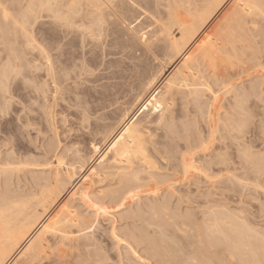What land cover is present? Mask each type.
Here are the masks:
<instances>
[{"label":"rangeland","instance_id":"374dc122","mask_svg":"<svg viewBox=\"0 0 264 264\" xmlns=\"http://www.w3.org/2000/svg\"><path fill=\"white\" fill-rule=\"evenodd\" d=\"M4 1L5 3L7 1L10 2V4L8 2L9 4L8 6H11V5L13 6V7L11 6L12 10H14L13 13L14 14L15 12L18 13L16 14L17 16L14 14L13 16L16 18L18 17L19 19L21 16H23V14H26L25 12L28 10V8L26 7L27 6L26 4L29 5V2H30V0H24V1L23 0L22 1L21 0L19 1L4 0ZM12 1H14L15 4ZM27 1L29 2L26 3ZM153 1L154 0H152V3H154ZM231 1L232 0H230L228 4L224 7V9L216 16V18L211 23H209V25L202 32V34L198 37L196 42L185 53V55L188 53H192V51L195 49V45H197V42L199 43L201 38L203 39V37L207 34L206 32H208L209 30H212L210 27L212 26V24L214 25L215 23H217L218 20L221 18L219 17V15L221 16L223 15L222 13H225V11H227L225 9H227V6L229 4L231 5ZM60 2L61 1H59V3ZM59 3H57L56 5L58 6ZM61 3L60 5L63 4ZM161 3L160 5L164 4L163 2ZM18 4H20V6ZM126 4L127 5L129 4V5L127 6ZM60 5L58 6L57 10L60 9L59 8L61 7ZM160 5H158V7ZM230 5L228 7H230ZM24 6L26 7V10ZM64 6H62L61 8L62 10H65L67 3H65ZM143 6L145 5H142L140 7H143ZM148 6L144 7L146 9L142 8L141 10V8H138V6H133L132 3L129 1L125 2L123 8L126 11L131 12V13L127 12V16L129 18L132 16H136L135 18H137V19L130 18V20H132L130 23H133L132 27H134V25L137 23L140 25V22L143 23L145 21H149V20L143 19L144 16L146 19H150L152 18L149 16L150 14L155 15L157 11H162V9L160 10L155 4L150 5V9H148L149 8ZM155 7H157L158 9H156ZM54 8H56V6H54ZM160 8H163V7L161 6ZM153 9H156L155 10L156 12L152 13L151 10L153 11ZM80 10H82V14L84 13L86 14V12H88L86 9H85L86 12H83V8ZM145 10H149L147 11V13L148 12L149 13L147 14L146 12H144ZM60 11H58L56 15L58 13L60 15L61 13ZM69 11L70 10H68V13ZM76 11H79V10H76ZM22 12L24 13L22 14ZM133 12L140 13V15L137 13L133 14ZM142 12L144 14H142ZM39 13L37 12L38 14L37 17L35 15V17L37 18V21L35 20L36 19L35 17H34L35 19L33 18L35 20V23H34V20H32V18L29 19V17H32L33 15L30 16L28 15V13L26 14L27 16H29L28 20H32V22L29 21L31 24L30 26L31 29L28 28L31 31L23 32L24 35L22 33V30L20 29H18V31H21L20 33L18 32L17 34H14L12 32V34L11 35L8 34L7 37L4 36L5 34L4 32L3 33L0 32L2 33L0 34V59H1L0 60V78L2 79L1 72L3 71V69L5 70L7 66H9L10 68L11 66L10 64H12L13 62H15L16 64L18 63L17 65L13 63L12 66L15 67V71L18 70V73L17 71L15 73L19 75L17 79L14 77V75L16 76V74L13 73L14 79L13 80L11 79L10 80L11 85L9 84V87L11 89H9L8 87V90H11V91H8V90L5 91L0 81V90H1L0 92V99H1L0 100V186H1L0 192L1 191L6 192L8 190L7 192H10V193L26 194V193H30V191L31 192L35 191L39 184H44L47 180L50 182L53 180L52 182H54L57 179L58 183H62L63 181V183L66 184V187L65 185L61 184L62 186H64L65 189H60L62 190L61 191L62 197L59 203L57 204V206L55 207V209L53 210V212H56L57 210L59 211V209L65 205L64 208L65 209L70 208L72 212L76 209L74 211L75 212L74 214L75 215L77 214L79 218L80 217L82 218L81 220L83 222L79 220V218L76 216V219L78 218L77 220L79 222L81 221V223L78 222L79 225H76L72 227L71 229L72 230L71 234H73V237L74 235L76 236L73 238V237H70L71 236L70 234L68 235L69 236L68 239L65 240V243H67V245L68 244L71 245L73 243L72 247L71 246L69 247L70 249L68 248L69 245L67 246V248L72 253H75V252L76 254L78 253L75 256L76 257L80 256L79 258L78 257L77 258H78L79 263L81 262V264H84L85 262H86L85 264H94V262L95 264H103V263L104 264H144V263L145 264L147 263L149 264L150 263L151 264H177V262L174 263L173 261L174 259L172 260L171 258L172 256H168L171 259L166 257V255H170L168 252H171V247H172V250H174L175 249L174 247L178 246V251L180 249L179 247H181V250L185 251V252L183 251L184 253H186V251H189V249H190V252L191 251L196 252L197 250L195 246L199 248L203 247L202 249H205L204 246H206L209 241L222 240V237H221L222 235L218 236L220 235L218 233H216L217 235H215L209 232L210 235H212V237H210L209 234L207 233L208 229L207 227H205L206 225L209 226L213 224L212 222H215L216 218L217 219L227 218L233 221L234 223H237V224L242 225L243 227H246V230H251L253 232H254V229L259 228L255 230L256 231L255 234L258 239L263 238V241H264V174H263L264 172H262V170L264 171V164H263L264 161H262L264 158V155H263V152H264V111H263L264 107H262L264 106L263 105L264 103L263 101L264 100V70H262L264 69V65H263L264 64V34H262V32L264 33V29L260 28V27L264 28V26H260V27L257 26V23L259 25L261 24L264 25L263 24L264 19L253 17L252 18L253 20L257 19V21L258 20L259 21L257 22V21H253L249 19L250 21H253V22L250 23V21L247 20L249 24L248 26H244V33L246 35L245 37H243V39L246 38L244 39V41L248 43V44L246 43L247 46L249 45L248 50L244 52V55L247 54L246 57L242 56L243 58L245 57V59L240 57V59H243L242 61L240 60L241 63L240 62L235 63L233 67L231 65H230L231 67L227 65L228 67L220 68L221 72L220 70L219 72L217 71L218 74L220 73L221 75L223 74L222 76H220L221 78L226 77L228 81H224L226 80V78L225 79L220 78L221 80H223V82L219 81V79H217V77L219 76H215L214 74L211 75L212 72L210 70L208 71V73H206L199 69V71H202L206 73L207 76H209V77L204 76L203 79L204 80L207 79L208 82H211L210 84L214 88L213 91L218 90L217 92H215V93L219 92L218 95L216 94L218 97L217 102H214L213 99L212 101L207 100L208 99L207 97L211 96V98H213L212 95L209 96V94H207L208 92L207 93L205 92L204 94L205 96L206 95L208 96L205 97V96H202L203 94H200V96H198L197 99L193 98L195 100L194 101L191 98L192 96H189L188 92H187V96L185 95L186 90H182V93L177 97V101L174 107L175 110L173 112V116H174L173 118L175 119H173V122L175 123V125L172 124L171 125L172 128L170 126V127H166L165 129H162L163 132L159 131L160 129L157 130L158 128H155L156 126L154 127V125L153 127H150V130L156 129V132L158 131L157 134L160 136H158L157 134H154L153 132L154 130L153 131L151 130L150 132L148 129L149 133H152L154 136H156V139L153 138L152 141L154 140L153 143L154 145L156 144L155 146H157L155 151H153L152 146H149V149H147V151H149L147 155L148 157L150 155L149 159L151 160L149 161L148 159V162L149 163L151 162V163L147 165V168L145 167L146 165H143L144 167L142 166L141 168V166H136L138 162H135L134 164H132L133 167L126 170L127 173L130 172L128 173V175L132 177L133 179H136L137 181H139L140 178L142 179H140L139 182L135 180L136 181L135 182L131 178V181H128L131 187H128L129 185H127L128 183H126L125 185H122L121 187L122 189L121 188L118 189V187H120L121 185L120 184L121 179L119 178L121 175L119 176L118 174L120 173H117L116 171H114L115 173H117L115 177L114 176L115 173L111 171V175L113 179L111 178L110 172L108 173L110 176L107 174L105 177L103 176L99 179L95 178L94 180L95 184L91 185L90 189L88 188L90 198H88L87 200L83 202L82 200H80L81 199L80 197L74 196L76 195L75 193H77L76 189L80 188L79 186H81L84 183V181L86 180L85 178H87V175L88 176L90 175L91 170L97 167L96 164H97L99 157L109 145L107 144L108 141H105L106 140L105 138L107 137L110 131L109 130L110 126L115 125V123H117L118 117H119L118 115H120V113L123 111L121 109H125L127 107V106H124V103L118 104L120 107L115 105L114 107L117 108L116 114L119 112V114H117L116 116L111 113L115 110L114 107L113 108L110 107V109L102 108V104H104V103H101L102 101H100L101 98H103L102 94L111 90L110 88H112L113 83L121 82V80L119 79H117L118 81H115L116 79H113V80H110L107 78L104 79V76L105 75L108 76L112 71H116V72L118 71L120 73L121 72L127 73L128 70L126 69H129L127 65H129L130 63L133 64L132 62L142 63L144 60L142 64L145 63L146 66L148 65L147 68L152 67L153 69V67H155L153 70L155 69L158 70L160 67V63L159 62L157 63V61L155 62L153 60H147L146 57H144L143 55L139 56L140 51H134V53L137 52L135 53L136 55H134L133 52L127 50V49L130 50L131 49L130 47L127 48L125 45L122 46L125 40L122 41L121 39L122 37L123 39H126L125 37L126 35L124 33V29H122V32H119L121 31V27L118 28L119 26H114V25H109V23H104L106 27H103L104 28L103 31H100V29H102L101 27L102 24L100 23L101 24L100 26V24L96 22V20L98 19L97 16L95 15H91L92 17L90 15L88 16L89 12L86 14L87 19L85 18V20H83L84 18L82 17V16H85V14L82 16L80 15L81 17H79L77 15V12L73 13L75 14V16L73 15L74 17H71V19L72 18H74V20L76 19L75 20L76 24H72L73 19L69 20L70 18H68L72 16L71 13H69L70 15H65L64 18H63V15H61V17L58 16V18L60 17L59 20L56 19L58 20V22L54 20L56 17L55 18L53 17L54 19L52 18V16L55 15L54 12L52 13L48 12V15H47L46 9H44V12L39 11ZM62 13H65V12L62 11ZM78 14H81L80 11ZM77 16L78 18H75ZM65 17L68 18L66 20L70 22L72 21L70 24L74 25V28L71 26L67 28L66 25L63 26L64 24L63 21H65ZM61 18H63L64 20ZM60 19L62 20L61 25L63 27L59 26L60 25L59 24L58 25L60 27L59 28L57 27V24L60 23L59 22ZM260 19H262L261 24H260L261 22ZM92 20H95V21H93L92 23L91 22ZM137 20H139V22ZM82 21L83 23H80ZM95 22L96 24H98V27H101L100 29L97 27ZM10 24L13 27V24L12 23ZM32 24L34 26H32ZM65 24H67V22ZM252 24L255 27L256 26L257 27L255 29H252L254 27ZM8 27L10 26L8 25ZM110 27L113 28V30H110ZM70 28L71 30L69 31ZM107 28H108L107 31L109 32L113 31L112 33L115 32L114 34L115 36L111 32L110 33L112 35L109 32L105 31L106 34H109V35H106L104 33V30ZM114 28L118 29L117 33L114 30ZM212 28L214 27L212 26ZM245 28H248L247 32ZM25 33L26 35H28V38L25 35ZM116 34H119V35L116 36ZM120 34H124L125 36H121ZM32 36L34 37V39ZM65 36H66V39L63 40V37ZM118 36H119V40L122 42L117 41ZM112 37L114 40H112ZM28 40L30 41L35 40L37 44L33 41L35 45H32ZM67 42H71V43L73 42L75 45L74 44L65 45V43ZM115 42H118V43L120 42L122 44L119 45L118 43L116 44ZM38 45L42 48H39ZM119 47L121 48L125 47L126 50L121 49ZM43 49L49 50L50 55L52 57V61L54 63L55 72L57 73L56 79L60 77L58 79L59 81L60 79L62 81L61 82L62 85H60L61 83H58V85L62 86V88L59 89L60 87H58V89L62 91L64 90V91L58 92L59 91L58 90L56 93L59 99L57 97L54 98L55 88L53 87L54 86L53 80L51 79L48 73V67H47L48 64L45 61L46 59L43 53ZM246 49L247 48L245 47L243 51H245ZM66 51H67L66 55L62 53V52L66 53ZM124 51H126L127 53ZM9 52L10 53L12 52V53L10 54ZM41 52L43 53L42 55L40 54ZM68 52L70 54H68ZM73 52L75 53L73 54ZM128 52H130V54L133 53L132 56L134 59L131 60L125 55V54H129ZM9 54L10 56H7ZM70 55H72L73 57L72 61L70 59L67 60V58H71ZM61 56H63L62 57L63 61L66 60L65 62L62 61ZM132 56L130 58H132ZM183 57H181L176 62L174 67L167 73L166 77L171 72L173 73L175 71L174 69L177 66V64H179L178 66L181 65L183 61ZM140 58H142V60H139ZM16 60H19V61L16 62ZM17 66L19 69H21V71H19ZM35 67H37V69ZM39 68H40V71H39ZM200 68L205 69L206 67L201 66ZM152 69H149V70H152ZM153 70L151 72H153ZM67 71H70L71 73ZM155 73H156V70H155ZM201 74L199 75L200 77H202ZM68 76L69 78L66 79V77ZM210 77H212V79H210ZM216 82L221 83V84L219 83L220 84L219 87H221L222 83L224 82H226L224 83V86H226L227 84H229V86L226 89L225 87H223V89H220ZM213 83L216 85H214ZM232 86L234 88H232ZM257 86H259V88ZM160 87H161V81H160V84L158 82V86L153 88V91L150 94V96L153 94L161 93V91H159ZM230 88L232 90H235L236 94L234 91L229 90ZM226 90L227 91L229 90L230 92H233L234 94L228 92L227 95L223 94L226 96H223V97L220 96L222 92L227 93ZM4 92L5 94H1ZM35 92H37V94H35ZM244 93H245V96L243 97ZM232 97L237 99V103H239V105L242 104L238 106L237 109H235L236 108L235 106H237L238 104L232 105L233 104L232 101L235 100ZM260 97H263V98H260ZM224 98H226L225 99L226 102H224L225 101L223 100ZM54 99L56 100L54 101ZM227 99L230 101L229 106H227V104L229 103ZM122 100L127 101L126 98ZM122 100H120V102H123ZM209 100L211 99L209 98ZM206 101L208 105L205 107L203 105ZM242 101H247V102H242ZM209 102L213 103V105L214 104L219 105L220 103L221 106L223 107L234 106L235 111H232L233 108L231 107L232 109L229 108L231 112H229L230 110L226 109L225 107L224 109L228 110V112H226L223 110V108H221L220 105H219L220 107L216 106L218 109L220 110L222 109L220 111L215 108V105L214 106L212 105L215 109V112H217V113H214L213 112L214 109L212 106H210L211 103ZM221 102H224L223 104H225V106L222 105ZM233 102H236V101H233ZM122 106L125 108H122ZM142 106L143 105H141V107H139L137 110L136 108L138 106L134 108V110H136V112L134 113L136 115L135 116L136 120L142 118L144 114L147 113L145 112L147 110L143 109ZM208 106L210 107L209 111H205L204 109H206ZM253 106L255 107L257 106V107L255 108ZM118 108H121V109L118 111ZM244 109H246L247 111L249 110L251 111L246 112ZM254 109L258 111H255ZM238 110L240 113L236 112ZM110 114L113 117V119L111 118ZM216 114H219V118L220 119L222 118V119L219 120V118H216L218 117ZM210 115H211V119H209ZM108 117H110V119ZM114 118H116V121L113 122V120H115ZM211 120L213 122H211ZM214 120L216 121V123L218 122V120L221 121V123L220 122L217 123V125L219 126L218 128L216 127V123ZM233 120H237V121L234 122ZM238 121H243L245 123L238 122ZM209 122L214 123L215 126L214 124L211 125V123ZM219 123L221 124V126L219 125ZM223 123H225L224 125L228 124V126H224ZM238 124H240V126ZM97 125H100V126L102 125V127L98 128L96 127ZM103 126H105V128H103ZM243 126H246V127H243ZM213 127L215 128L214 130H213ZM240 128L243 130H240ZM229 129L230 130L234 129V130L229 131ZM107 130H108V133H107ZM168 130H170L169 131L170 133L173 132L171 134L173 136L169 135L170 133L167 132ZM211 131H217L215 132L214 135H212L213 137L210 136L211 133H214ZM164 132H167L168 135L167 134L165 135ZM199 139L200 140L203 139V141L201 142ZM204 140H207V141H204ZM208 141L211 142V144L207 143ZM103 142L104 143L107 142V143L104 144ZM92 144L93 145L99 144L101 148L100 154L99 153L94 154L93 148H91L93 147ZM205 144L208 145L207 148L206 146H204ZM197 147H199V150ZM203 147H205V149H202ZM246 148L249 150L247 151ZM157 151H160V152H157ZM246 151L249 152L248 155L250 154V152L252 153L249 155L250 158L247 157L248 155ZM245 152H246V155H245ZM191 153H194V155ZM243 153L245 155V158L243 156ZM255 153L256 155H253ZM258 154L259 155L261 154V155L258 156ZM182 155H184V157H182ZM160 156L162 157L160 158ZM195 156L199 158H195ZM221 156H224L225 158L224 157L222 158ZM57 157L61 158V160H59V158ZM190 157L192 160L190 159ZM216 157H218L219 159ZM253 157L255 160L253 159ZM58 160L60 161V163L61 161L63 163L58 164ZM227 160L229 162H227ZM260 160L262 163H259ZM9 161L10 162L12 161V162L10 163ZM213 161L214 162L216 161L217 164L214 163ZM187 162L188 164L191 162V164L188 165L190 167H188L187 170H184L185 169L184 166H186L185 164H187ZM221 162H223L224 164ZM252 162H254L255 164ZM257 163H259L258 164V169H260L259 172L258 170H256L257 167L256 168L254 167V166H257L256 165ZM7 164L12 165V166L9 167ZM152 164L154 166H152ZM252 164H254V166ZM138 165H141V164H138ZM150 165H151V168H149ZM7 166L9 167V169ZM56 166H59L57 167L58 170L56 169ZM4 168L5 170H3ZM10 168H13V169L11 170ZM148 168L151 169V171L148 170ZM202 168L205 170L203 171ZM253 168H255V171H253ZM6 169H8L7 170L8 172L6 171ZM16 169H19L21 171L16 170ZM67 169H69L67 172L68 174H66L65 172ZM138 169L140 171H138ZM143 169L144 170L147 169V170L144 171ZM4 171H6L7 173H5ZM139 172H142L143 174ZM146 172L147 174H144ZM227 172L229 173V175L225 174ZM8 173H10L11 176ZM95 173H98V172H95ZM131 173H134V174L136 173L137 178H135L136 176H134V174H131ZM68 175L69 176L73 175L74 179L72 178L73 180H71L73 182L70 181L71 177L69 179ZM44 176L46 178H44ZM53 176L54 177L59 176V178L55 177L56 178L55 179ZM62 177L65 178V180ZM6 178H9V179H6ZM36 178L38 180H36ZM118 178L120 180H118ZM156 178H157V181H153ZM9 180H10V183L8 182ZM128 180H130V178ZM148 180L150 181L149 182L150 184L147 182ZM158 180L160 181L158 182ZM136 183L138 185H136ZM147 184H149L148 187H147ZM3 186H4V189H3ZM58 186H60V184ZM124 186L127 187V190L123 189ZM110 189L112 190L116 189L119 192L121 190L123 191L126 190L128 193L124 191V192H121L120 194L126 193L125 197H128V194L130 193V194H133L134 196L132 197L129 195V197L126 200L124 196L119 195L120 197L116 198L118 199V201L112 198L114 200L113 202H111L112 199L107 196L109 199L105 198L104 200L105 207L104 205L102 207L101 205L104 203L101 201L103 197L102 194L105 196L106 190L108 191ZM131 189H133L134 191L133 190L130 191ZM100 191H102L101 195L99 193ZM158 191H161V192L159 193ZM95 195L101 196L100 197L101 200L99 201L98 198L97 200H95L96 199L94 198ZM120 198H123L124 200L121 199L122 200L121 202V200H119ZM65 201H66V204H65ZM115 201L118 203H115ZM100 202L102 203L100 204ZM107 203L109 205H107ZM128 203H131V204H128ZM167 203H169L170 205ZM154 206L157 207V209L162 208V207H165V209L168 208V210L161 211L163 214L164 212H167V214L165 213V215L160 218L162 213L160 214L157 209H155L156 212L154 213L153 212ZM104 208H106L108 212L104 210ZM215 210L216 211L218 210L217 211L218 213ZM105 211L107 214L105 213ZM53 212L50 214L49 217H51L52 215L53 216L55 215ZM214 212H216V214H214ZM153 213L154 215L156 214L155 218L153 216ZM217 214L218 216H215V220H213L214 216L212 215H217ZM239 214L242 215L243 217L239 216ZM223 215L226 218H224ZM228 215L235 216L236 218L233 217L235 219L232 220V217ZM140 216H143V217H140ZM158 216L159 218H156ZM220 216H222L223 218H221ZM48 218H47V221L51 219V218L49 219ZM203 219L207 221L206 224H204L205 226L203 225V223L205 222L203 221ZM45 222L46 220L43 222V224ZM190 222H193V223L191 224ZM208 222H211V224H207ZM183 223H185L187 227H184ZM245 223L247 226H250L248 227L249 229L247 228ZM170 225H174V226L176 225V226L170 227ZM41 226L39 228L42 230ZM114 229H115V232H114ZM178 229H179V232H178ZM195 229H197L198 231L197 236H196L197 238L195 237L196 235ZM187 232H190V233L188 234ZM198 235H200L199 238H198ZM213 235L216 236L217 238L213 237ZM116 236L118 238H116ZM148 238L151 240H149ZM165 238L170 239L171 241ZM74 239H78V240H75V243H74L73 242ZM116 239L120 240V242ZM156 239L158 242L152 241ZM148 240L153 243L149 242ZM161 240H163L162 241L163 245L165 246L167 245V248L162 245L160 247L161 248L164 247L165 251L163 249L161 250V248L159 251H155V249H153V244L160 243ZM259 240H262V239H259ZM165 241H168V244L171 245V247L168 244H165L167 243ZM173 242H175L176 244ZM179 242H181V244ZM197 242L201 244L203 243V244L199 246L198 245L199 243L197 244ZM192 245L194 247L190 248ZM199 248L197 249L199 250ZM85 250L87 251L88 254L85 253L86 252ZM166 250H167V253H166ZM176 250L177 249H175V252H177ZM151 251H153V253L155 251L156 254H158L159 252V254L158 255L153 254ZM161 253L162 255H160ZM159 255L161 256L160 257L161 259H159ZM162 256H164V258ZM143 259L147 260V263L146 261H143ZM162 259L163 261L167 259V261L165 260L163 262ZM169 259L172 261H170Z\"/></svg>","mask_w":264,"mask_h":264},{"label":"bare ground","instance_id":"6f19581e","mask_svg":"<svg viewBox=\"0 0 264 264\" xmlns=\"http://www.w3.org/2000/svg\"><path fill=\"white\" fill-rule=\"evenodd\" d=\"M14 1H12V2L14 3ZM17 1H19V0H17ZM59 1L62 2V0H59ZM59 1L58 0H30V2L27 1L26 3L29 2V5L28 4H26L27 6L25 5L28 8V10L25 13L26 14L28 13V15H30V16L33 15V16L32 17H29L26 14H23L24 12H22L23 16H21L20 19H19L18 17L16 18V17L13 16V14H14L13 13L14 10H12V7L13 6L12 5H11L12 7L11 6H8L10 4V2L7 1L6 2L7 4H6L4 0H0V32H2V33L4 32L5 33L4 36L7 37L8 34L11 35L12 32L14 34H17L18 32L20 33L21 31H18V29L22 30V33L25 32V31H31V30H29V29H31L30 22H32V20H34L38 16L37 12L38 13H39V11L40 12H42V11L44 12V9H46V14L47 15H48V12H50V13L54 12L55 13V11L57 10L58 6L61 3V2L59 3ZM64 1L65 0H63V2H62L63 4L61 3L62 5H60L61 6V7H59L60 9H58L56 11V13H57L58 11L61 10L60 11L61 12L60 15H59V13L57 15H56V13H55V15L53 13L54 16H52V18L53 17L54 18L56 17L55 19L53 18L54 20H56V19L59 20V18L61 17V15H63V18H64L65 15H70L69 13H71L72 16H70L68 18H70L69 20H72L73 19L72 20L73 21L72 24H76V22H75L76 19L75 20H74V18L71 19V17H74L75 14H73V13H76V12H77V15L79 17H81L82 15H84L85 13L82 14V10H80V9L83 8V12H86V10L89 12L88 16L89 15L90 16L91 15L97 16L98 19L96 20L95 19L96 17L94 19L96 20L97 23H99V24L101 23L102 24V26L100 24V26L102 27V29H100L101 27H98V24H96V22H95V24L100 29V31H103V29H104L103 27H106L104 23H109V25L119 26L118 28L121 27V31H119V32H122V29H124V33H125L126 36L124 34H120L121 36H125L126 37V39H123V37L121 39L122 41L125 40L124 41V44L120 43L122 41L119 40V36L117 37L118 38L117 41H120V42L119 43L118 42H115L116 44L117 43L119 45L122 44V46L125 45L127 48L130 47L131 49L130 50L127 49V50L128 51H131L133 53H134V51H140V53H139L140 55L138 54L139 56H142L143 55L144 57H146L147 60H153L155 62L157 61V63L158 62L160 63L159 69L158 70L155 69L156 70V73H155V70H153L155 67H153V69H152V67L147 68L148 65L146 66L145 63L142 64L144 62V60H143L142 63L132 62L133 64L130 63L131 65L130 64L127 65V67L129 68V69H126V70H128L127 73L126 72H121L120 73L118 71L117 72L116 71H112L108 76L107 75L104 76V79L105 78L110 79V80L116 79L115 81H118L117 79H119V80H121V82L113 83L112 84L113 86L111 85L112 88H110L111 90H109V88H108L109 91L106 90L107 92L105 91L106 93L102 94L103 95V98H101V100H100V101H102L101 103H104V104H102V108H109L110 109V107L113 108L115 105L119 106L118 104H122V103H124V106H127V107L125 108V107L122 106V108H125V109L118 108V111L120 109L123 110V111L120 113V115H118L119 117H118L117 123H115V125H111L112 123L110 124L111 126H110V129H109L110 130L109 133H108V130H107L108 135L105 138L106 139L105 141H108V143L107 142H105V143L109 144L108 147L106 148L105 151H103V153L99 157V159L97 161V164H96L97 167L94 168V169H92L91 172L89 171L90 172V175L89 176L87 175V178H85L86 180L84 181V183L82 185L80 184L81 186H79L80 188L76 189L77 191L75 190L77 193H75L76 195H74V196L80 197L81 198L80 200H82L84 202L85 200H87L88 198H90L88 188L90 189V186L93 185V184H95V181H94L95 178H98L99 179V178H101L103 176L105 177L109 172H110V175H111V171H113V172L116 171L117 173H120V174H118L119 176L121 175L119 177L121 180L118 178V180L121 181V183H120L121 185H120V187H118V189H120L122 187V185H125L126 183H128L127 184V185H129L128 187H131L130 186V183L128 181H131V178L132 177H130L128 175V173H130V172L127 173L126 170L127 169H130L131 167H133L132 164H134L135 162H138V164H141V165H138V164L136 165L135 164L136 166H141V168H142L143 165H146L145 167L147 168V165L151 163V162L150 163L148 162V159H149L150 155L148 157L147 154H148L149 151H147V149H149V146H152L153 151H155L156 148H157V146H155L156 144L154 145V143H153L154 140L152 141L153 138L156 139V136H154L152 133H149V131L151 132V130L152 131L154 130L153 131L154 134H157L158 131L156 132V129H151L150 130V127H153V125H154V127L156 126L155 128H158L157 130L160 129L159 131L163 132L162 129H165L166 127H170L172 124L175 125V123L173 122V119H175V118H173L174 117L173 116V112L175 110L174 107H175V103L177 101V97L182 93V90H186L185 91L186 93L184 92L185 95L187 96V92H188L189 96H192L191 97L192 99L193 98L194 99H197V97L200 96V94H203L202 96H205L204 95L205 92L206 93L208 92L207 94H209V96L210 95L213 96V98H211V96L210 97H207L208 98L207 99L208 101H212V99H213L214 102H217L218 101L217 95H218L219 92L218 93H215L218 90L217 91H215V90L213 91L214 88L210 84L211 82H208L207 79L204 80L203 77L204 76L209 77V76L206 75V73H208V71L210 70L212 72L211 75L214 74L215 76H219V77H217V79H219V81H222L223 82V80H221V79H225L226 77L225 78H221L220 76H222L223 74L222 75H221V73L218 74L217 71L219 72V70H220V72H221V69L220 68L221 67H223V68L224 67H228L227 65H229V66L231 65L233 67L235 63H238V62H240V60L242 61L243 59H245V57H246L247 54L244 55V52H246L248 50L249 45L247 46L248 43L244 41V39H246V38L243 39V37H245V35H246L244 33V26H248V24H249L248 21L253 20L252 19L253 17H255V18L258 17V18H263L264 19V0H232L233 2L231 1V5L229 4L230 7H228L229 6L228 5L227 6V9H225L227 11L224 10L225 13H222L223 15H221V16L219 15V17H221V18L218 20L217 23H215L216 25L214 24L215 25L214 26L212 24V26L214 28H212V26L210 27L212 30H209L208 32H206L207 34L205 36L203 35L204 36L203 39L201 38L200 42L199 43L197 42V45H195V49L192 51V53H188L189 55L188 54L185 55V53L196 42V40L198 39V37L206 29V27L209 25V23H211L216 18V16L224 9V7L228 4V2L230 0H154L153 1L154 3H152V0H66L65 2ZM126 1L131 2L133 6H138V8H141V10H142V8L147 7L150 3L157 5V7H158V5H160L161 2H163L164 4L163 5H160L158 7L160 10L162 9V11H157L156 12L155 10L158 9L157 7H155L156 9H153V11L151 10L152 13L156 12L155 15H152V14L149 15L152 18L146 19L145 16L143 17V19L149 20V21H145L143 23L140 22V25L138 23L135 24V22H134L135 25H134V27H132V24L133 23H130L132 21V20H130V18H134V19H137V18H135L136 16H132L130 18L127 16V12H130V11H126L123 8V6H124V4H125ZM8 2H9V4H8ZM12 2H11V4H12ZM57 3H59L58 6L56 5ZM65 3H67V6L65 8V10L67 12L65 10H62L61 9L62 6H64ZM152 4H150V5H152ZM18 5L20 6V4H18ZM142 5H145V6L140 7ZM150 5L148 6L149 7L148 9H150ZM54 6H56V8H54ZM161 6L164 8V10H163V8H160ZM26 7H25V10H26ZM67 9L70 10L69 13H68V10ZM144 9H146V8H144ZM71 10H72V12H71ZM73 10H74V12H73ZM76 10H79L81 14H78L79 11H76ZM62 11H64L65 13H62ZM147 11H149V10H145L144 12L147 13ZM88 12H86V14ZM66 13H68V14H66ZM135 13H137V12H133V14H135ZM16 14H18V13L15 12L14 15H16ZM86 14H85V16H82L84 18V19L82 18L83 20H85V18L87 17ZM137 14L140 15V13H137ZM142 14H144V13L142 12ZM35 15H36V17H35ZM58 16H60V17L58 18ZM78 16L75 17V18H78ZM28 17H29V19L32 18V20H28ZM49 17H50V15H49ZM66 17H65V21H63L64 22L63 26L66 25L67 28H69L70 26L74 28V25H71L70 24L72 21L70 22V21L66 20V19H68ZM91 17H89V18H91ZM63 18H61V19H63ZM61 19L59 21L60 23L57 24V27H59V26L63 27L61 25L62 24L61 23V21H62ZM140 19H142V18H140ZM35 20L37 21V18ZM35 20H34V23H35ZM58 20H56V22H58ZM95 20H92L91 22L93 23V21H95ZM261 20L262 19H260V21ZM77 21H79V20H77ZM137 21L139 22V20H137ZM253 21H257V19H255ZM253 21H250V23L253 22ZM66 22H67V24H65ZM10 23L13 24V27L11 26ZM80 23H83V21L80 22ZM261 23H262V21L260 22V24ZM33 24H32V26H34ZM253 24H255V23H253ZM8 25L11 28L8 27ZM257 26L260 27V26H264V25H262V24L259 25L257 23ZM256 27L254 26L252 29H255ZM108 28L104 30V33H105V31L108 30ZM260 28L264 29L263 27H260ZM70 30H71V28L69 29V31ZM110 30H113V28L110 27ZM114 30L117 33V30L118 29H115L114 28ZM245 30L247 32L248 31V28H245ZM107 32H109V31H107ZM2 33H0V34H2ZM28 34H29V32H28ZM112 34L114 35L115 32L112 33ZM262 34H264V33L262 32ZM23 35H24V33H23ZM25 35H26V33H25ZM106 35H109V34H106ZM111 35H110V37H111ZM117 35H119V34H116V36ZM14 36H16V35H14ZM26 36L28 38V35H26ZM30 36H31V34H30ZM30 36H29V38H30ZM113 37H112V40H114ZM33 39H34V37H33ZM64 39H66V36L63 37V40ZM6 41H7V39H6ZM28 41L32 45H35V43H36L35 40H33L35 43H33L32 40L31 41L28 40ZM66 44L73 45L74 43L73 42L72 43L71 42H67V43H65V45ZM39 45H38V47L39 48H42V47H40L41 45L40 46ZM12 46H13V44H12ZM245 47L247 49L245 51H243ZM119 48H121V47H119ZM121 49H125L126 50L125 47H122ZM124 52H126V51H124ZM43 53H44L45 59H46V60L45 59L44 60L48 64V66H47L48 67V73H49L51 79L53 80L54 86L52 84L51 85L55 88V92L54 91L53 92L55 93L54 94V98H56L57 97V95H56L57 91L62 88V86H60V85H62V83H61L62 81H61V79L59 81L58 78H60V77H58L56 79L57 73L55 72L54 63L52 61V57L50 55L49 50H44L43 49ZM43 53L41 52L40 54L42 55ZM62 53H64L66 55L67 54V51H66V53L65 52H62ZM74 53L75 52H73V54ZM128 53L129 54H125V55L129 59H131V60L134 59L133 56H132L133 53L132 54H130V52H128ZM135 53H137V52H135ZM135 53H134V55H136ZM10 54L7 55V56H10ZM23 54H24V52H23ZM68 54H70V53L68 52ZM70 56H71V58H67V60L70 59L72 61V58L73 57H72V55H70ZM75 56H77V55H75ZM131 56H132V58H130ZM242 56H245V57L243 58ZM62 57L63 56H61V58ZM67 57H69V56H67ZM181 57H183V61H182L181 65L178 66L179 64H177V66L174 69L175 71L173 73L171 72L166 77L167 73L174 67V65L176 64V62ZM240 57L243 58V59H240ZM10 58H12V57H10ZM135 58H136V56H135ZM142 58H140L139 60H142ZM6 59H8V58H6ZM23 59H24V57H23ZM13 60H14V58H13ZM136 60H134V61H136ZM18 61L19 60H16V62H18ZM62 61H63V58H62ZM65 61H63V62H65ZM7 62H6V64H7ZM9 62H10V60H9ZM147 62H149V61H147ZM13 63H15V62H13ZM13 63L10 64L11 65L10 68H9V66H7L9 69L6 67V69H5L6 71L3 69V71L1 72L2 79L0 78V81H1V84H2L3 88L5 89V91L8 90L9 84L11 83L10 80L11 79L13 80L14 77L18 79V76H19L18 74L15 73L16 71L18 73V70L15 71V67L12 66ZM59 63H61V62H59ZM147 64H149V63H147ZM222 65H224V66H222ZM3 66H5V65H3ZM201 66L202 67L205 66L206 68L205 69H203V68L201 69L200 68ZM258 67H260V66H258ZM17 68H18V66H17ZM35 68L37 69V67H35ZM68 68H69V66H68ZM149 69H152L153 72H154V74H153V72H151L152 70H149ZM199 69L202 70V71H204V72H206V73H204L202 71H199ZM262 70H264V69H262ZM19 71H21V69H19ZM39 71H40V68H39ZM67 72H70V71H67ZM199 72H201L202 74L199 73ZM13 73L16 74V76ZM64 74H65V72H64ZM200 74L202 75V77L199 76ZM216 74H218V75H216ZM13 75H14V77H13ZM69 76L66 77V79L69 78ZM210 79H212V77H210ZM160 81H161V87L159 88V91H161V93H159V94H153V95L150 96V94L153 91V88H155L156 86H158V82L160 84ZM224 81H228V79L226 78V80H224ZM58 83H61V84L58 85ZM216 83H217L218 87L221 84L220 82H216ZM224 83H226V82H224ZM224 83H222L223 86L221 85V87H219L220 89H223V87H225V89H226L229 86V84H227L226 86H224ZM214 85H216V84H214ZM58 87H60V88L58 89ZM257 87L259 88V86H257ZM39 88H41V87H39ZM232 88H234V87L232 86ZM9 89H11V88L9 87ZM229 90H232V89L230 88ZM229 90L228 91L226 90L227 93L222 92V94L220 96H222V97L223 96H226L228 94V92H230ZM8 91H11V90H8ZM60 91L63 92L64 90L63 91L62 90H59L58 92H60ZM232 91L235 92V90H232ZM0 92H1V90H0ZM230 93H233V92H230ZM245 93H244L243 97L245 96ZM1 94H5V92L4 93H1ZM35 94H37V92H35ZM223 94H226V95H223ZM235 94H236V92H235ZM252 94H254V93H252ZM261 94H262V92H261ZM59 95H60V93H59ZM206 96H208V95H206ZM125 98H126L127 101H123L122 100V99H125ZM209 98L211 100H209ZM240 98H242V97H240ZM260 98H263V97H260ZM86 99H87V97H86ZM198 99H200V98H198ZM225 99L226 98H224L223 100H225ZM233 99H235L233 101H236V102H233L232 101V103H233L232 105L238 104L237 106H235L236 107L235 109H237L238 106L242 105V104L239 105V103H237V99L236 98H233ZM246 99H248V98H246ZM255 99H257V98H255ZM3 100H5V99H3ZM55 100L56 99H54V101ZM92 100H94V99H92ZM120 100H122L123 102H120ZM241 100H243V99H241ZM244 100H245V98H244ZM86 101H88V100H86ZM227 101H229V100L227 99ZM224 102H226V100ZM224 102H221V103H222V105L225 106V104H223ZM238 102H240V101H238ZM242 102H247V101H242ZM249 102H250V100H249ZM209 103H211V102H209ZM57 104H58V102H57ZM229 104H230V101L227 104V106H229ZM246 104H248V103H246ZM141 105H143L142 106L143 109L147 110V111H145L147 113H145L142 118L136 120L135 119L136 118L135 117L136 115L134 113L136 112V110L139 107H141ZM207 105L208 104H207V101H206L203 106L206 107ZM212 105H213V103L210 104V106H212ZM219 105L221 106L220 103H219ZM219 105L218 104L215 105V108L217 110H220V109L217 108ZM263 105H264V103H263ZM227 106H225L226 109H229V108L232 107L233 108L232 111H235L234 110V106H231V105H230L231 107H227ZM99 107H101V106H99ZM225 107L221 106V108H223L224 111L228 112V110H225L224 109ZM253 107H255V106H253ZM262 107H264V106H262ZM134 108H136V110H134ZM202 108H200V109H202ZM207 108L204 109V110L205 111H209L210 107L208 106ZM213 109H214V107H213ZM112 110H110V111H112ZM116 110H117V108H115V110L113 112H111L115 116L117 114H119V112L116 114V112H117ZM244 110L246 112L251 111V110L247 111L246 109H244ZM205 111H203V112H205ZM255 111H258V110H255ZM201 112H202V110H201ZM213 112L214 113H217V112H215V109H214ZM229 112H231V110ZM236 112H239V110L236 111ZM5 114H7V113H5ZM207 114H208V112H207ZM216 115L218 116L216 118H219V114H216ZM105 116H107V115H105ZM108 116H109V114H108ZM110 116H111V114H110ZM108 118L110 119V117H108ZM111 118L113 119L112 116H111ZM114 119L115 120H113V122L116 121V118H114ZM209 119H211V115H210ZM221 119L219 118V120H221ZM231 119H232V117H231ZM219 120H218V122L221 123V121H219ZM237 120H233V121L235 122ZM223 121H225V120H223ZM211 122H213V121L211 120ZM211 122H209V123H211ZM238 122H243V121H238ZM215 123H216V121H215ZM217 123H216V127L218 128L219 126L217 125ZM220 123H219V125L221 126ZM225 123H223V125ZM243 123H245V122H243ZM212 124H214V123H211V125ZM228 124H229V122H228ZM228 124H226L224 126H228ZM149 125H151V126H149ZM238 125L240 126V124H238ZM214 126H215V124H214ZM230 126H232V125H230ZM96 127H98V128L100 127L101 128L102 125L101 126L100 125H97ZM243 127H246V126H243ZM103 128H105V126H103ZM171 128H172V126H171ZM106 129H107V127H106ZM148 129H149V131H148ZM214 129L215 128L213 127V130ZM227 129H228V127H227ZM172 130H174V129H172ZM232 130H234V129H232ZM232 130L229 129V131H232ZM240 130H243V129L240 128ZM169 131L170 130H168L167 132L170 133ZM167 132H164V134L166 135ZM211 132H214V133H211L210 134V136L213 137L212 135H214L215 132H217V131H211ZM172 133L173 132H171L169 135H171ZM165 135H163V136H165ZM158 136H160V135H158ZM171 136H173V135H171ZM211 137H210V139H211ZM200 141L202 142L203 139L200 140ZM204 141H207V140H204ZM207 143L211 144V142H209V141ZM206 144L204 146H206V148H207L208 145H206ZM92 146L93 147H91V148H93L94 154L95 153H99V154L101 153V148H100L99 144L98 145L97 144H94V145L92 144ZM197 148L199 150V147H197ZM202 149H205V147H203ZM202 149H200V150H202ZM248 150L249 149H247V151ZM157 152H160V151H157ZM246 152H245V155H246ZM202 153H204V152H202ZM248 153L249 152H247V155H248ZM191 154L194 155V153H191ZM198 154H200V153H198ZM220 154H222V153H220ZM250 154H252V153L250 152ZM245 155L243 153L244 158H245ZM249 155L247 156L248 158H250ZM253 155H256V153L253 154ZM260 155L258 154V156H260ZM263 155H264V152H263ZM213 156H214V154H213ZM161 157L162 156H160V158ZM182 157H184V155H182ZM218 157H216V158H218ZM221 157L223 158L224 156H221ZM55 158H56V156H55ZM57 158H59V157H57ZM195 158H199V157H196L195 156ZM257 158H259V157H257ZM183 159H185V158H183ZM190 159H191V157H190ZM253 159H254V157H253ZM59 160H61V158H59ZM59 160H58V164L63 163L62 161L60 163ZM206 160H208V159H206ZM149 161H151V160L149 159ZM249 161H251V160H249ZM262 161H264V158H263ZM193 162H194V160H193ZM227 162H229V161L227 160ZM199 163H200V161H199ZM211 163H212V161H211ZM214 163H216V161ZM221 163H223V162H221ZM252 163H254V162H252ZM259 163H262L261 160L259 161ZM259 163L256 164L257 166H254L255 163L252 164L255 168L257 167L256 170H258V172L260 170V169H258V164ZM190 164H191V162L189 164L187 162V164H185L186 166H184L185 169L184 168L183 169L184 170H187V168L190 167V166H188ZM205 164H207V163H205ZM179 165H181V164H179ZM8 166L10 167L12 165H8ZM152 166H154V165L152 164ZM260 166H262V165H260ZM7 167H5V168H7ZM9 167H8V169H9ZM57 167H59V166H56V169H57ZM218 167H220V166H218ZM5 168L3 170H5ZM13 168H10V169L12 170ZM149 168H151V165H150ZM149 168H148V170L151 171V169H149ZM255 168H253V171H255ZM8 169H6V171ZM16 170H19V169H16ZM68 170L69 169H67L66 171L65 170H63V171H65L66 174H68L67 173ZM145 170H147V169H145ZM204 170L205 169H203V171ZM6 171H4V172L7 173L8 171L7 172ZM19 171H21V170H19ZM138 171H140V170L138 169ZM212 171H214V170H212ZM95 172H98V173H95ZM262 172H264V171L262 170ZM69 173H70V171H69ZM117 173H115V175L113 173L112 174L116 177V174ZM136 173H138V172H136ZM136 173L135 174L134 173H131V174H134V176H136ZM139 173L143 174L142 172H139ZM8 174H10V173H8ZM13 174H14V172H13ZM144 174H147V172L144 173ZM225 174H228L229 175L228 172L225 173ZM127 175H128V177H127ZM10 176H11V174H10ZM56 176H57V174H56ZM70 177H71V179H70ZM44 178H46V177L44 176ZM56 178H59V176L56 177ZM72 178H73V175H70L69 176L70 181L74 179V178L73 179ZM111 178H112V175H111ZM127 178L128 179L130 178V180H128ZM135 178H137V176ZM6 179H9V178H6ZM63 179L65 180V178H63ZM140 179H142V178H140ZM140 179H139V181H140ZM36 180H38V179L36 178ZM133 180L135 181L136 179H133ZM52 181L50 182V181L47 180L44 184H39L38 185L39 189L36 186L37 189L35 191H32V192L30 191V193H26V194L10 193V192H7L8 190L6 192H2V191L0 192V264H81V262L79 263V261H78V258L80 256L79 257L77 256L78 258L75 256L78 253L76 254V252L75 253H72V252L69 251V249H70L69 247L70 246L72 247V244L73 243L71 242L72 243L71 245L68 244L69 246L67 245V243H65V240H67L68 237H69L68 235L71 234L72 227H74L76 225H79L78 224L79 221L77 220L79 217H78L77 214L76 215L74 214L75 213L74 211L76 209L72 212L70 210V208H68L69 210L68 209H65L64 208V206H65L64 204H63L64 206L62 207L64 210L59 207L60 208L59 209L60 212L58 210L56 211L57 214H56V212H53V210L55 209V207L57 206V204L59 203V201L61 200V197H62V194H61V191L62 190H60V189H65L64 186H62V185H65V187H66V184H64L63 181H62V183H58V180L57 179L54 182H52ZM60 181H61V179H60ZM139 181H137V182H139ZM153 181H157V178L154 179ZM159 181L160 180H158V182ZM8 182L10 183V180ZM71 182H73V181H71ZM147 182L149 183L150 181L148 180ZM40 183H41V181H40ZM59 184H60V186H58ZM149 184H147V187H148ZM136 185H138V184L136 183ZM4 186H3V189H4ZM108 187H110V186H108ZM124 187H123V189H126L127 190V187H125V188ZM126 190H124V191H126ZM132 190L133 189H131L130 191H132ZM102 191H104V190H102ZM102 191L99 192L100 195H101V192ZM124 191L121 190L119 192L116 189H114V190L110 189L108 191L106 190V195H105L106 197L102 194V196L104 197V198L102 197V200L100 198L101 196H99V195L98 196L95 195L94 198H96L95 200H97V198H98L99 201L101 200L102 202H104L101 206L103 207V205H104V207H105V201H104L105 198L107 199L109 197L111 199L113 198L114 200H117L118 201V199H116V198L120 197L119 195H122V196L125 197V194L126 193L120 194L121 192H124ZM158 192L160 193L161 191H158ZM91 195H92V193H91ZM129 195L132 196V197L134 196L133 194H130L129 193L128 194V197H129ZM128 197H125V199L127 200ZM113 199H112L111 202L114 201ZM121 199L124 200L123 198H120L119 200H121ZM122 200H121V202H122ZM109 201H108V203H109ZM102 202H100V204ZM124 202H126V201H124ZM108 203H107V205H109ZM115 203H118V202L115 201ZM120 203H119V205H120ZM131 203H133V202H131ZM131 203H128V204H131ZM65 204H66V201H65ZM68 204H70V203H68ZM167 204H169V203H167ZM119 205H118V207H119ZM161 206H162V204H161ZM154 207H153V209H154L153 212L155 213L156 212L155 209H157V207H155V208ZM61 209H62V211H61ZM214 209H216V208H214ZM104 210L107 211L106 208H104ZM157 210L161 214L162 213L161 211L168 210V208L165 209V207H162V208H158ZM106 211H105V213H106ZM223 211H225V210H223ZM52 212L55 215L54 216L52 215L53 217L51 216L52 217L51 218L49 216H50V214ZM173 212H175V211H173ZM216 212H214V214H216ZM154 213H153V216L155 218V215L156 214L154 215ZM165 213L167 214V212H164V214L162 213L161 216H160V218L162 216H164ZM130 214H132V213H130ZM188 215H190V214H188ZM231 215H228V216L232 217V220L236 218L235 216H231ZM76 216L78 217L77 219H76ZM212 216H214L213 217L214 218L213 220H215V216H218V214L217 215H212ZM239 216H242V215L239 214ZM48 217L51 218L49 221H47V218ZM140 217H143V216H140ZM171 217H173V216H171ZM220 217L223 218L222 216H220ZM233 217H235V218H233ZM156 218H159V216L156 217ZM224 218H226V217L224 216ZM81 219L82 218L80 217L79 220H81ZM45 220H46V222L43 224V222ZM81 221L79 223H81ZM203 221H205V220L203 219ZM209 221H211V220H209ZM206 222L207 221H205L204 223L202 222L203 225L206 224ZM170 223H171V221H170ZM190 223L192 224L193 222H190ZM212 223L213 224H211V222H208L207 224H211L209 226L208 225H206V226L204 225L208 229L207 230L208 231L207 233L209 234L210 237H212V235H210V233L211 234H215V235H217L216 233H218V234H220L218 236H221L222 235L221 236L222 237V240L209 241L207 243V245H206L207 247L203 245L205 249H202L203 247L199 248V247L195 246L196 247V250H197L196 252L195 251H191L190 252V249H189V251H186V253H184L185 252L184 250H183L184 252L181 250V247H179L180 249L178 251V246L174 247L175 249H177L176 250L177 252H175V249L172 250V247H171V245L168 244V241H165V242H167L165 244H168L171 247V252H168L170 255H166L165 254L166 257L167 258H170L168 256H172L171 257L172 260L174 259L173 260L174 263L177 262V264H264V241H263V238H259V239H262V240H259L257 238L256 234H255V232H256L255 230H257L259 228L254 229V232L251 231V230H246V227H243L240 224L234 223L233 221H231V220H229L227 218L226 219H217L216 218L215 222H212ZM178 224H179V222H178ZM245 225H246V223H245ZM40 226H41L42 230L39 228ZM171 226L175 227L176 225L175 226L174 225H170V227ZM183 226L184 227H187V225L185 223H183ZM248 227H250V226H247V228ZM251 227H252V225H251ZM39 229H40V231H39ZM167 229H169V228H167ZM181 230H182V228H181ZM195 230H196L195 231L196 232L195 237H196L198 231H197V229H195ZM160 231H161V229H160ZM192 231H194V230H192ZM114 232H115V229H114ZM178 232H179V229H178ZM180 233H182V232H180ZM187 233L189 234L190 232H187ZM159 234H161V233H159ZM75 236L76 235H74V237ZM173 236H175V235H173ZM192 236H193V234H192ZM203 236H205V235H203ZM70 237H73V234H71ZM129 237H131V236H129ZM199 237H200V235H198V238ZM213 237H216V236L213 235ZM116 238H118V237L116 236ZM124 238H125V236H124ZM144 239H146V238H144ZM161 239H163V238H161ZM165 239H167V238H165ZM75 240H78V239H74V241H73L74 243H75ZM116 240H118V239H116ZM149 240H151V239H149ZM167 240L171 241L170 239H167ZM71 241H72V239H71ZM118 241L120 242V240H118ZM152 241L153 242L154 241H157V239L156 240H152ZM162 241L163 240H161V242L159 241L160 243H154L153 244V249H155V251H159L160 250V248H161L160 246L163 245ZM149 242H151V241H149ZM153 242H151V243H153ZM137 243H139V242H137ZM173 243H175V242H173ZM179 243L181 244V242H179ZM198 243L199 242H197V244ZM148 244H150V243H148ZM202 244L199 243L198 245L200 246ZM67 246H68L69 249L67 248ZM163 246L167 248V245L166 246L163 245ZM164 247L161 248V250L162 249L164 250L165 249ZM192 247H194V246L192 245L190 248H192ZM197 248H199V250ZM186 250H188V249H186ZM155 251H154V253H153V251H151V252L153 254H156ZM85 253H87V251ZM166 253H167V250H166ZM158 254H159V252H158ZM158 254H156V255H158ZM160 255H162V253ZM160 255H159V259H161L160 258L161 257ZM162 257L164 258V256H162ZM165 260L167 261V259H165ZM172 260H170V261H172ZM143 261H146V263H147V260H144L143 259ZM162 261H163V259H162ZM167 263H169V262H167ZM94 264H95V262H94ZM147 264H149V263H147Z\"/></svg>","mask_w":264,"mask_h":264}]
</instances>
